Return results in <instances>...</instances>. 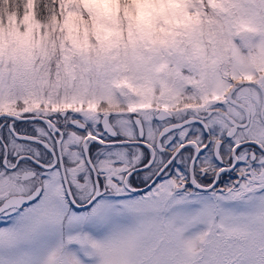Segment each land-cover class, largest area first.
<instances>
[{"label": "snow or ice", "instance_id": "obj_1", "mask_svg": "<svg viewBox=\"0 0 264 264\" xmlns=\"http://www.w3.org/2000/svg\"><path fill=\"white\" fill-rule=\"evenodd\" d=\"M0 264H264V0H0Z\"/></svg>", "mask_w": 264, "mask_h": 264}, {"label": "clouds", "instance_id": "obj_2", "mask_svg": "<svg viewBox=\"0 0 264 264\" xmlns=\"http://www.w3.org/2000/svg\"><path fill=\"white\" fill-rule=\"evenodd\" d=\"M7 10V8L5 7V11Z\"/></svg>", "mask_w": 264, "mask_h": 264}]
</instances>
